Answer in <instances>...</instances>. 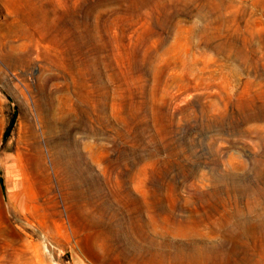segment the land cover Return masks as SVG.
<instances>
[{
	"label": "rangeland",
	"instance_id": "rangeland-1",
	"mask_svg": "<svg viewBox=\"0 0 264 264\" xmlns=\"http://www.w3.org/2000/svg\"><path fill=\"white\" fill-rule=\"evenodd\" d=\"M159 1L0 0V264H264V0Z\"/></svg>",
	"mask_w": 264,
	"mask_h": 264
},
{
	"label": "bare ground",
	"instance_id": "bare-ground-1",
	"mask_svg": "<svg viewBox=\"0 0 264 264\" xmlns=\"http://www.w3.org/2000/svg\"><path fill=\"white\" fill-rule=\"evenodd\" d=\"M133 2H134L133 10H130L131 13H129L128 15L129 17L128 19L131 23L135 22L136 20L135 17L140 16V11L142 8H155L160 5L159 0H133ZM200 37L207 44L211 42L212 37L209 34H207L204 29L200 31ZM226 43H228V47L231 48L235 47L232 42L226 41ZM182 66L184 73L187 74L189 68L187 62H183ZM108 118H109V114L103 108V110L101 111V119L103 121V125L105 123L104 121H106ZM78 154L80 155V157L82 156L80 152H78ZM148 207H149L148 209H150L153 206H148ZM211 210L213 213L217 211L218 210L217 205L216 204L211 205ZM152 220H154L156 225L160 227L162 226V228L165 229L170 235L180 237L182 239L190 238L191 234H195V233L203 234V233H199L201 231L199 229V225L201 221H204V219L200 217L196 218L194 217V215L193 216L190 215L188 217H173L169 212H164L162 220L158 218V216L152 217ZM220 224H222V221H220ZM214 231L218 233L220 229L214 228ZM221 258H222L221 253L216 252L214 256L206 255L205 257L197 258L196 262L197 264H222ZM151 259L152 260H147L144 259L142 256H136V255L127 257L129 263H135V264H152L154 262H158L157 258H151ZM161 261H163V259H161ZM191 261L192 260H190L189 257L185 258L184 256H178V259H176V257H169L167 259L168 264H191Z\"/></svg>",
	"mask_w": 264,
	"mask_h": 264
}]
</instances>
